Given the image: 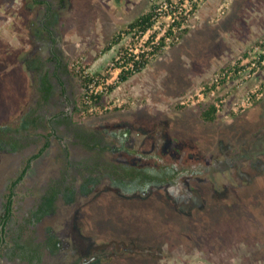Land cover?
Wrapping results in <instances>:
<instances>
[{
  "label": "rangeland",
  "instance_id": "374dc122",
  "mask_svg": "<svg viewBox=\"0 0 264 264\" xmlns=\"http://www.w3.org/2000/svg\"><path fill=\"white\" fill-rule=\"evenodd\" d=\"M46 1L57 14L55 55L41 28L44 6L0 0V127H8L0 132V216L11 180L49 142L14 188L0 264H30L24 247L37 249L32 264H81L93 255L88 264H264V90L237 113L220 107L208 123L199 113L211 100L194 96L264 38L232 40L192 21L179 43L125 81L107 73L112 88L83 114L76 108L84 77L74 63L101 75L114 35L150 0ZM32 59L48 73L47 99L24 63ZM168 167L186 170L173 183L120 186L122 174L154 176ZM50 192L51 211L38 213ZM49 231L60 237L55 253Z\"/></svg>",
  "mask_w": 264,
  "mask_h": 264
},
{
  "label": "built area",
  "instance_id": "2783aa9c",
  "mask_svg": "<svg viewBox=\"0 0 264 264\" xmlns=\"http://www.w3.org/2000/svg\"><path fill=\"white\" fill-rule=\"evenodd\" d=\"M201 1L150 0L145 19L140 20L135 26H125L115 34L112 41L116 46L115 51L101 75L86 74L83 68H78L74 63L76 72L85 78L79 112L85 114L95 111L97 104L94 101L98 96H103L110 91L112 87L107 81V73H117L116 82H120V73L135 74L141 71L171 45L179 43L183 33L189 28ZM224 9L218 12V15H221ZM260 72L263 73L260 81L255 82L250 88L245 87L247 81L252 80ZM228 87L234 88L239 93L237 95L236 92L230 93ZM221 89L226 93L221 92L222 94L217 96V92ZM263 90L264 45H255L246 52L242 60L233 62L229 67L214 74L210 81L195 91L194 96L196 100L209 97L217 111L222 107L224 113H237L249 106ZM192 100L191 96H187L185 101Z\"/></svg>",
  "mask_w": 264,
  "mask_h": 264
},
{
  "label": "trees",
  "instance_id": "16d2710c",
  "mask_svg": "<svg viewBox=\"0 0 264 264\" xmlns=\"http://www.w3.org/2000/svg\"><path fill=\"white\" fill-rule=\"evenodd\" d=\"M34 2L38 3V4H42L44 6L43 18H44L45 22H43L41 24L42 32L46 33V38H49L50 41H54V35H53V31L51 28L53 25H55V22L57 21L56 12L51 9V4L46 0H34ZM145 17H146V12L142 13L141 15L134 18L128 25L129 26H135L138 24V22L140 20L145 19ZM43 28L45 29V31H43ZM41 34H43V33H41ZM114 38L115 37H113L112 41H114ZM1 54L2 53L0 52V61L2 62L5 59H4V56H2ZM52 55H55V49L53 47H52ZM24 63L28 69H34L35 71H37L38 76H39L38 90L42 94L43 98L47 99L49 97L51 90H52V85L49 81L47 71L43 70V67L40 65V62L37 61L36 59L25 60ZM40 70H42V71H40ZM131 75H133V73H130V72L120 73L119 74L120 82L125 81ZM84 82H85V78H84ZM81 84L82 85L84 84L82 80H81ZM101 98H102V96H98L97 99L94 101V103H96L98 106H100ZM177 108H182V107H177ZM76 111L79 112V109L77 110V108H76ZM217 117H218L217 116V110L212 105L206 106V108L200 110V113H199L200 120L202 122H205V123L213 122L217 119ZM29 122L32 123V121H30V120L25 121V123H23V125H21V126L26 128L28 126ZM5 129H6L5 127L1 126L0 132L5 131ZM7 129H8V127H7ZM7 129H6V131H7ZM48 143H49L48 140L45 139V142L43 143V145L35 153H33L32 155H30L27 158L26 163L24 164V166L22 167V169L20 170L18 175L13 180H11V182L8 186L9 190L5 196V201L3 204L4 210L0 216V225L2 226L3 229L6 225V222L8 221L9 217L11 216L15 186L22 180V178L24 177V175L26 174V172L30 168V164H31L32 160L36 159L37 157H39L42 154V152L47 148ZM15 147H17V144L12 145V148L15 149ZM185 170L186 169H184V168L175 169L173 167H170V171L168 172V175L164 176V177L163 176L159 177V175L153 176L150 174H144V173H141L139 171H136L135 173H131L130 171L127 170L126 172L133 174L134 177H136V178L138 177L139 179L146 178L145 180L143 179L144 181H142L143 182L142 184H146V182H147V185H148V183L150 184L151 182L159 184V183H163L165 181H168V180L172 179L173 177L181 174L182 172H185ZM142 184L140 183L139 186H143ZM86 185L82 186L83 190H86ZM53 198H54V193H51L50 196L45 198V202H44L45 207L43 210L44 213L50 209V206L53 202ZM40 210H42V207L40 209H38L37 212L40 213L41 212ZM43 212H41V213H43ZM36 219L38 220V219H40V217L37 216Z\"/></svg>",
  "mask_w": 264,
  "mask_h": 264
},
{
  "label": "crops",
  "instance_id": "0c3cea01",
  "mask_svg": "<svg viewBox=\"0 0 264 264\" xmlns=\"http://www.w3.org/2000/svg\"><path fill=\"white\" fill-rule=\"evenodd\" d=\"M149 6L146 4V8L138 16L145 13ZM224 6L227 8L217 16L219 10ZM233 13L234 15H232ZM128 19L123 18V21L119 22L124 25ZM238 19L242 21L239 22ZM192 21L193 24L199 25L201 28L209 27V30H215L212 33L230 36L229 38L232 40L238 39L240 34H245L250 36V40L255 41L264 38V0H202L197 6ZM209 30L205 32L207 33ZM50 42V46L53 47L54 41Z\"/></svg>",
  "mask_w": 264,
  "mask_h": 264
},
{
  "label": "flooded vegetation",
  "instance_id": "af4514ba",
  "mask_svg": "<svg viewBox=\"0 0 264 264\" xmlns=\"http://www.w3.org/2000/svg\"><path fill=\"white\" fill-rule=\"evenodd\" d=\"M124 135L126 134V133H123ZM131 170V169H130ZM170 171V167H168L167 168V170H164V171H162L161 173H159V174H157V175H159V177H164V176H167L168 175V172ZM135 172H136V170H135ZM135 172H133V173H135ZM144 174H147L145 171L143 172ZM130 173H127V175H129ZM183 174V172L181 173V174H179V175H177V176H175V177H173L172 179H170V180H168V181H165V182H163V183H159V184H157V183H154V182H151L150 184L148 183V185H147V182H146V184H142L143 182L142 181H144L146 178H142V179H139L138 177L136 178V177H134L133 176V174H131L130 176H125V175H120V176H122L121 178L123 179L122 181H121V183H120V186L122 187V189L124 190V191H133V190H138V188H148V187H150V186H155V185H161V184H168V183H173L175 180H176V178L177 177H179L180 175H182ZM120 178V179H121ZM125 178H128V179H125ZM144 179V180H143ZM142 184L143 186H139V184ZM50 194H51V192L50 193H48L47 195H46V197H48V196H50ZM45 199H44V201H42L41 202V204L38 206V208L40 209L41 207H42V210H40L41 212H43V210H44V207H45ZM44 204V205H43ZM51 211V209H49L48 211H46V212H50ZM45 212V213H46ZM4 229L2 228V226L0 225V246H1V244L3 243V241H4ZM60 240V237L58 236V235H55L54 233H52L51 231H49V234L47 235V237H46V245H47V248H48V250L51 252V253H55V252H57L58 250H60V248H61V242L59 241ZM27 247H24V249H25V253L27 254H29L30 256L28 257V256H26V258L25 259H32V261H29L30 262V264H32L34 261H36L38 258H39V255H38V253H37V249L36 248H33V247H31L29 250L28 249H26ZM94 258H96V256L95 255H93V256H91V257H87V258H84L82 261H81V264H88L91 260H93Z\"/></svg>",
  "mask_w": 264,
  "mask_h": 264
}]
</instances>
